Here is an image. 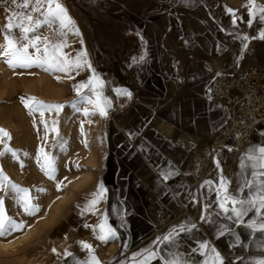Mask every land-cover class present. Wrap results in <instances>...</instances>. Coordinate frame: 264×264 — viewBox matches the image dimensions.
Instances as JSON below:
<instances>
[{
	"label": "crops",
	"instance_id": "0c3cea01",
	"mask_svg": "<svg viewBox=\"0 0 264 264\" xmlns=\"http://www.w3.org/2000/svg\"><path fill=\"white\" fill-rule=\"evenodd\" d=\"M254 3L264 7V0ZM248 4L249 0L236 3L228 14L222 1L210 10L202 0H146L144 10H151L146 14L162 9L168 16L170 42L160 38L153 54L140 49L134 57V50L128 51L126 71L133 84L123 81L112 87L114 109L122 106L107 125L104 197L94 211L87 212L82 210L92 199L83 198L79 211L68 213L50 229V237L65 247L41 264H77L92 256L99 264H166L177 257L181 264H204L214 255L213 248L223 264L264 260V233L247 226L261 218L250 211L241 223L220 208L218 194L223 180L229 195L241 199L250 195L249 189L241 193L240 188L255 170L254 162L247 159L249 150L264 146V121L234 162L209 147L212 132L228 120L222 104L207 97L216 63L229 68L247 55L264 67V39L258 38L264 20L259 11L250 17ZM182 10L188 13L179 14ZM169 49L176 56V79L173 66L171 75L161 65L167 55L163 51ZM145 63L151 64L153 75L142 90L132 73ZM119 91L131 95L119 98ZM105 221L115 232L107 242L97 238V226ZM202 243L208 249H201Z\"/></svg>",
	"mask_w": 264,
	"mask_h": 264
},
{
	"label": "rangeland",
	"instance_id": "374dc122",
	"mask_svg": "<svg viewBox=\"0 0 264 264\" xmlns=\"http://www.w3.org/2000/svg\"><path fill=\"white\" fill-rule=\"evenodd\" d=\"M219 1L229 10V7L242 0H202V3L212 10L218 8ZM55 2L60 3L74 21L73 31H69L66 36L68 46L63 52L72 58L78 53L86 52L87 56L83 59L88 63L81 67L80 71L75 69L65 73L46 71L47 65L24 66L11 61L6 64L8 78L4 79L2 73L0 74V85L4 83V89H0V128L7 130L11 136V139L4 138V142L0 143V152H4V155L0 156V168L13 183L29 189L31 203L39 209L34 215H28L17 202L15 193L0 192L7 216L17 223L23 222L22 228L0 238L6 239L13 233L18 235L30 230L28 238L20 245L21 256L0 254V264H25L18 258L31 257L34 260L37 253L45 250L51 252L52 258L65 247L61 240L51 238L49 231L68 213L79 211L83 198L93 199V194L102 184V169L108 153V121L118 116L122 106L119 103L117 109H114L112 87L117 83L122 85L123 81L133 84V78L126 71V66H129L126 57L128 51L133 49L134 57L140 49H149L153 54L159 49L161 40L163 43L170 42L166 38L169 36L168 16L162 9L146 14L151 11L144 10L146 0ZM12 7L9 0H0V26L6 23V16L10 14L6 9ZM14 10L21 11L19 8ZM226 12L229 14V11ZM178 13L188 12L182 10ZM216 17L219 18L218 15ZM55 28H58V24L53 28L43 25L36 34L51 38ZM17 33L18 30H15L14 38ZM4 35L0 30L2 44L6 43ZM163 52L167 55L163 57L161 65L164 69L168 67L167 72L171 75L173 66L174 78V75L178 74L176 56L170 49ZM29 53L34 55L35 49L30 47ZM105 57L109 60L105 61ZM132 75L136 86L144 90L150 75H153L151 64L145 63L136 68ZM93 77H98L102 86L93 80L92 85L81 88L78 93L77 87L82 83L86 84ZM58 90L62 91L63 96L58 95ZM97 93L101 98L111 101L110 107L106 108L107 116H101L95 104L88 102L89 99L95 101ZM33 97L47 105L63 106L58 113L55 108L44 111L43 119L49 126L47 131L41 123L39 112L30 113L25 106L28 98ZM118 97H123L122 92L119 91ZM85 110H89L90 116L85 114ZM74 112L80 114L79 119L83 121L85 116L91 118L90 133L86 132V128H83L77 118L69 121L64 118L60 122L61 114ZM53 121H56L55 125ZM53 127L57 131L53 132ZM5 147L11 151H5ZM41 148L53 159L52 168L47 174L37 163L38 156L43 163ZM13 151L16 153L15 157L12 155Z\"/></svg>",
	"mask_w": 264,
	"mask_h": 264
},
{
	"label": "snow or ice",
	"instance_id": "6c2138e0",
	"mask_svg": "<svg viewBox=\"0 0 264 264\" xmlns=\"http://www.w3.org/2000/svg\"><path fill=\"white\" fill-rule=\"evenodd\" d=\"M10 4L13 6L12 9H6L10 12L6 16V23L0 26V30L4 32V39L6 43L0 44V50L5 56H10L12 61L21 63L24 66H29L31 64H41L47 65L45 69L56 70L65 73H70L75 69H79L86 65L88 62L83 59L87 56L86 52H81L76 55L75 58L69 56V54L63 52V49L67 47L66 36L69 31L74 29V21L68 16L67 10L60 4L55 2V0H9ZM249 8L250 17H255L256 11L261 13L260 19L264 20V7H258L255 5L254 0H249V4L245 5ZM19 8L21 11H16L14 9ZM232 13V10H228ZM38 14V15H35ZM234 14V13H233ZM42 17V19H41ZM58 24V28L54 29V34L50 38L48 36H42L36 34L37 30L43 25H47L49 28H53L54 25ZM251 26V20L249 21ZM18 30V33L14 38V31ZM78 34V30H76ZM33 35H29V34ZM259 39H264V31L261 32ZM246 40L247 37H244ZM43 44V48H41ZM35 49V54L29 53V48ZM247 47V45H245ZM90 67V65H89ZM93 80L97 82L99 86H102V82L99 81L98 77H93L86 84L82 83L77 87V92L81 88L88 87L92 85ZM125 95H131L130 93H123ZM97 99L92 101L89 99V103H94L95 107L99 110L101 116H107L106 108L110 107L111 101L107 98H101L100 94L97 93ZM25 106L29 109L30 113L39 112L41 117V123L44 124L45 129H48V122L43 119L45 110L56 109L57 113L63 107L62 105H47L42 101L33 98H28L25 102ZM87 115V110H85ZM55 125L56 121L52 122ZM53 132L57 131L55 127L51 129ZM4 138L11 139L10 134L7 130L0 128V143L4 142ZM5 151H11V149L5 147ZM257 154H252V153ZM40 154L43 156V163L41 162L40 156L37 157V163L40 165L41 170L45 171L46 174L51 170L53 159L47 153L44 152L43 148L40 149ZM4 152H0V156H3ZM12 155L15 157L16 153L13 151ZM249 161H253L252 167L255 169L251 175V180H246L243 187L240 188V192H243L244 188L249 189L250 195L246 198H238L235 195H229L227 193V182L221 181L220 188L218 189V194L222 196L220 202V208L228 213L229 211L235 216V218L244 223L243 217L246 216L250 211L259 216L260 222L257 224L256 221H251L248 223V227L252 228L254 231L258 230L264 233V146L256 149H250L249 155L247 156ZM244 166L243 164L241 165ZM51 178V177H50ZM210 183V182H209ZM255 188V192L252 189ZM0 192L8 193L13 192L16 194L17 202L21 204L23 210L28 215H34L35 211H38V206L31 203V197L29 195V189L22 188L19 185L13 183L9 177L0 168ZM105 189L103 184L98 186V191L94 193V198L87 202V205L82 210L83 212L94 211L95 206L104 197ZM3 198H0V236H4L11 231L18 230L23 227V222L17 223L11 217H8L6 211L3 207ZM232 207L229 208L228 205ZM239 205V207H237ZM88 226V225H86ZM100 229V234L97 236L101 241L107 242L109 237L114 236L115 232L110 228L106 227L105 223L98 225ZM183 230V229H181ZM175 230H173L174 232ZM172 233L169 236H165V240H169ZM84 248L91 251V246L85 242H81ZM207 243L200 244L201 249H208ZM55 251V249H53ZM211 252L214 254L210 259H206L204 264H223V260L219 253L213 248ZM65 255H72L66 252ZM155 253H150V256H154ZM77 264H99L95 256L91 257L89 261H78ZM166 264H181L180 258H173L166 262ZM253 264H264V260H259L253 262Z\"/></svg>",
	"mask_w": 264,
	"mask_h": 264
},
{
	"label": "built area",
	"instance_id": "2783aa9c",
	"mask_svg": "<svg viewBox=\"0 0 264 264\" xmlns=\"http://www.w3.org/2000/svg\"><path fill=\"white\" fill-rule=\"evenodd\" d=\"M216 67L207 97L222 104L228 120L212 132L209 147L226 153L234 162L264 121V67L249 61L247 55L229 68H221L220 63Z\"/></svg>",
	"mask_w": 264,
	"mask_h": 264
},
{
	"label": "bare ground",
	"instance_id": "6f19581e",
	"mask_svg": "<svg viewBox=\"0 0 264 264\" xmlns=\"http://www.w3.org/2000/svg\"><path fill=\"white\" fill-rule=\"evenodd\" d=\"M2 21V20H1ZM3 39V38H2ZM2 44V43H0ZM3 50H0V74L2 73L3 78L7 79L8 78V69L6 68V64L11 62L12 59L10 56H5L2 54ZM77 71L81 70V68L76 69ZM4 83L2 82L0 85V89H4ZM58 95H62V91L58 90L57 91ZM63 96V95H62ZM89 110H87L88 113ZM89 114V113H88ZM79 116H81L80 114L77 113H66L65 115L61 114L60 115V122L61 120H63L64 118L69 121L72 120L73 118H77L78 121L80 122V124H82L84 127V129L86 130L87 133H90V130L92 128V120L90 117L85 116V120L83 121V119H79ZM90 116V114H89ZM93 116V115H92ZM30 234V230H25L23 233L21 234H11L9 237H7L6 239H2L0 238V254H8V255H16V256H21L19 255V248L20 245L28 238V235ZM37 256H35L34 260L31 257H27V258H22L19 257V261H24L25 264H41L44 261L50 260L51 259V252L49 250H45L44 252H39L36 254Z\"/></svg>",
	"mask_w": 264,
	"mask_h": 264
},
{
	"label": "trees",
	"instance_id": "16d2710c",
	"mask_svg": "<svg viewBox=\"0 0 264 264\" xmlns=\"http://www.w3.org/2000/svg\"><path fill=\"white\" fill-rule=\"evenodd\" d=\"M109 59L105 57V61H108ZM110 72H113L112 70H110Z\"/></svg>",
	"mask_w": 264,
	"mask_h": 264
},
{
	"label": "water",
	"instance_id": "95a60500",
	"mask_svg": "<svg viewBox=\"0 0 264 264\" xmlns=\"http://www.w3.org/2000/svg\"><path fill=\"white\" fill-rule=\"evenodd\" d=\"M176 136V132L173 133V136L172 137H175Z\"/></svg>",
	"mask_w": 264,
	"mask_h": 264
}]
</instances>
